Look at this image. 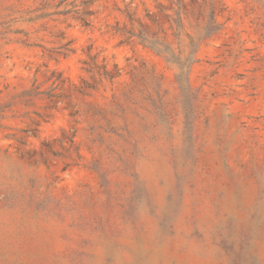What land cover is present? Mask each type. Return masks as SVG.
Returning a JSON list of instances; mask_svg holds the SVG:
<instances>
[{
  "label": "rangeland",
  "instance_id": "1",
  "mask_svg": "<svg viewBox=\"0 0 264 264\" xmlns=\"http://www.w3.org/2000/svg\"><path fill=\"white\" fill-rule=\"evenodd\" d=\"M0 264H264V0H0Z\"/></svg>",
  "mask_w": 264,
  "mask_h": 264
}]
</instances>
